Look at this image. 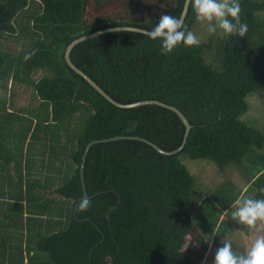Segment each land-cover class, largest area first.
<instances>
[{
	"label": "trees",
	"instance_id": "1",
	"mask_svg": "<svg viewBox=\"0 0 264 264\" xmlns=\"http://www.w3.org/2000/svg\"><path fill=\"white\" fill-rule=\"evenodd\" d=\"M246 36H208L163 55L134 30L71 42L116 27L151 30L185 0H0V264H198L233 240L238 199H264V131L244 116L264 90V0H239ZM215 23V21L213 22ZM200 22L189 7L185 29ZM14 44L19 47L15 49ZM33 90L13 108L17 87ZM124 136L119 139H110ZM148 141H145L143 139ZM91 206L84 196L81 166ZM184 157L208 159L228 178L200 189ZM247 187L245 188V185ZM110 215V218H109ZM225 215V217H223Z\"/></svg>",
	"mask_w": 264,
	"mask_h": 264
},
{
	"label": "clouds",
	"instance_id": "2",
	"mask_svg": "<svg viewBox=\"0 0 264 264\" xmlns=\"http://www.w3.org/2000/svg\"><path fill=\"white\" fill-rule=\"evenodd\" d=\"M189 6L195 13V19L200 23L207 22V32L210 36L223 34L230 37H244L248 31L246 23L240 18L241 6L239 0H185V9ZM215 21V23H212ZM143 35L151 40L160 41V51L169 55L183 45L184 47L199 46L200 39L192 31L185 29L184 15H162L150 31ZM238 207L232 213L233 220L240 224L254 226L256 222L264 221V199H238ZM91 206V198L83 196L77 206V211L85 212ZM215 254L214 264H264V237L256 239L249 251L238 254L233 250L231 242L223 241Z\"/></svg>",
	"mask_w": 264,
	"mask_h": 264
},
{
	"label": "rangeland",
	"instance_id": "3",
	"mask_svg": "<svg viewBox=\"0 0 264 264\" xmlns=\"http://www.w3.org/2000/svg\"><path fill=\"white\" fill-rule=\"evenodd\" d=\"M214 22V21H213ZM212 22V23H213ZM197 36L204 39L208 36L207 22L200 23L196 30ZM15 49L19 47L18 44H14ZM12 89V88H11ZM11 89L5 90L0 88V97L11 98ZM33 90L24 89L22 86L17 87V94L14 98L13 108H23L29 106L31 100V94ZM251 103L250 111L244 116V119L249 121L252 125L262 129L264 131V90L255 91L249 96ZM185 163L189 166L192 173L197 177L200 183V189L204 191L210 188H216L226 179L231 178L236 182L244 185V180L241 177L240 172L231 166L226 173H221L218 166L212 160L208 159H191L184 157ZM238 205H235L234 211ZM234 234L233 240L237 244H240L247 248L249 251L256 241L260 237H264V221H257L254 226H248L240 224L238 219L233 221ZM218 249L216 247L209 250L207 254L210 255L209 259L202 258L198 264H214L215 254ZM212 260V261H211Z\"/></svg>",
	"mask_w": 264,
	"mask_h": 264
},
{
	"label": "water",
	"instance_id": "4",
	"mask_svg": "<svg viewBox=\"0 0 264 264\" xmlns=\"http://www.w3.org/2000/svg\"><path fill=\"white\" fill-rule=\"evenodd\" d=\"M190 7V6H189ZM189 7L187 9H185L184 7V10H183V15H184V22H185V19H186V16L188 14V11H189ZM114 30H134V31H140V32H144L145 30H148V29H144V28H139V27H133V26H116V27H110V28H106V29H102V30H99V31H96L94 33H90V34H86L84 36H81L77 39H75L73 42H71L69 44V46L67 47V50H66V60L68 62V64L75 70L77 71L79 74H81L83 77H85L99 92H101L108 100H110L112 103H114L115 105L119 106V107H124V108H130V107H136V106H140V105H144V104H149V103H157V104H160V105H163V106H166L168 108H171L172 110L176 111L179 116L182 118L183 122L185 123L186 125V133H185V137H184V142L182 144L181 147H179L178 149H175V150H172V151H166L164 149H162L161 147H159L157 144L151 142V141H148L146 139H143L145 141H148L150 144H152L159 152H162V153H166V154H174V153H177L179 152L186 144L187 142V139H188V136L190 134V130L192 128V124L191 122L189 121V119L187 118V116L176 106L174 105H170V104H167V103H164L162 101H159V100H142V101H137V102H133V103H128V104H125V103H121L117 100H115L110 94H108L93 78H91L85 71H83L81 68H79L72 60V57H71V53H72V50L73 48L80 42L86 40V39H90V38H93L95 36H98L100 34H103V33H106V32H109V31H114ZM150 31V30H149ZM124 136H116V137H112L110 139H119V138H122ZM99 140H93L92 142H90L86 148V152L84 154V161L82 163V166H81V178H82V183H83V191H84V196H88V191H87V186H86V181H85V160L87 158V152L88 150L90 149V147L98 142ZM109 218H110V215H109Z\"/></svg>",
	"mask_w": 264,
	"mask_h": 264
},
{
	"label": "crops",
	"instance_id": "5",
	"mask_svg": "<svg viewBox=\"0 0 264 264\" xmlns=\"http://www.w3.org/2000/svg\"><path fill=\"white\" fill-rule=\"evenodd\" d=\"M247 185H248V184L245 185V188L247 187ZM223 217H225V215H223ZM212 248H214V246H211L210 250H211ZM207 253H209V252H207ZM207 253H206V256H205V259H206V260H208L209 257H210V255L207 254ZM211 261H212V260H211Z\"/></svg>",
	"mask_w": 264,
	"mask_h": 264
}]
</instances>
